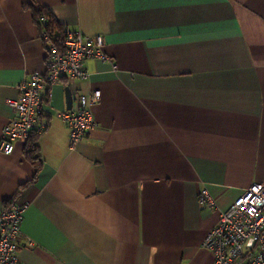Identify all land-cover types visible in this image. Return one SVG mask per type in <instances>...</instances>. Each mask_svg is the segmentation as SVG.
Here are the masks:
<instances>
[{
    "label": "crops",
    "instance_id": "crops-1",
    "mask_svg": "<svg viewBox=\"0 0 264 264\" xmlns=\"http://www.w3.org/2000/svg\"><path fill=\"white\" fill-rule=\"evenodd\" d=\"M31 1L102 34L115 67L89 58L87 79L43 91L39 167L26 141L0 153V210L27 204L19 261L212 264L202 243L219 212L264 182V0ZM45 47L23 0H0V136L18 83L45 71ZM66 87L71 108L100 91L95 125L74 143ZM202 187L216 207L198 205Z\"/></svg>",
    "mask_w": 264,
    "mask_h": 264
},
{
    "label": "built area",
    "instance_id": "built-area-1",
    "mask_svg": "<svg viewBox=\"0 0 264 264\" xmlns=\"http://www.w3.org/2000/svg\"><path fill=\"white\" fill-rule=\"evenodd\" d=\"M41 39L47 41L45 71L26 75L17 85V96L7 101L12 118L1 131L0 153L3 155L13 152L16 141H26L31 134L46 129L47 121L41 118V106L47 87L62 80L87 79L89 74L84 61L89 58L109 62L115 67L103 50L102 34L84 35L80 30L64 28L63 39L58 45L48 41L44 32ZM99 97L98 89L77 94L76 107L60 114L68 127L70 143L86 135L95 125L91 107ZM197 203L200 207H216L206 187L199 189ZM26 207V203L12 201L0 210V264H22L17 250ZM202 245L211 253L212 264H264V182L251 184L230 207L219 212Z\"/></svg>",
    "mask_w": 264,
    "mask_h": 264
},
{
    "label": "trees",
    "instance_id": "trees-1",
    "mask_svg": "<svg viewBox=\"0 0 264 264\" xmlns=\"http://www.w3.org/2000/svg\"><path fill=\"white\" fill-rule=\"evenodd\" d=\"M23 6L24 8H28L31 10L33 20L35 21V23L38 25L40 29V34L44 32L46 33L48 37V41L56 43L57 45L60 44L64 36V27L58 25L55 22L51 13L47 9H44L34 4L31 0H23ZM42 42L45 45H47V41L43 40ZM48 90H49V87L46 88L47 93H48ZM36 138L37 136L35 135V133H33L26 140L25 148H24V156L28 161H30L36 167H39L41 161L37 154L38 149H37V145L35 141ZM13 200L14 199H11L9 203L12 202ZM6 203H8V201Z\"/></svg>",
    "mask_w": 264,
    "mask_h": 264
},
{
    "label": "water",
    "instance_id": "water-1",
    "mask_svg": "<svg viewBox=\"0 0 264 264\" xmlns=\"http://www.w3.org/2000/svg\"><path fill=\"white\" fill-rule=\"evenodd\" d=\"M64 90H65L66 108L70 109L72 105V97L70 94V90L68 87H66Z\"/></svg>",
    "mask_w": 264,
    "mask_h": 264
},
{
    "label": "rangeland",
    "instance_id": "rangeland-1",
    "mask_svg": "<svg viewBox=\"0 0 264 264\" xmlns=\"http://www.w3.org/2000/svg\"><path fill=\"white\" fill-rule=\"evenodd\" d=\"M211 195V194H210ZM213 198V197H212ZM214 199V198H213ZM214 201H215V199H214ZM215 204H216V202H215Z\"/></svg>",
    "mask_w": 264,
    "mask_h": 264
},
{
    "label": "bare ground",
    "instance_id": "bare-ground-1",
    "mask_svg": "<svg viewBox=\"0 0 264 264\" xmlns=\"http://www.w3.org/2000/svg\"><path fill=\"white\" fill-rule=\"evenodd\" d=\"M46 48V47H45Z\"/></svg>",
    "mask_w": 264,
    "mask_h": 264
}]
</instances>
